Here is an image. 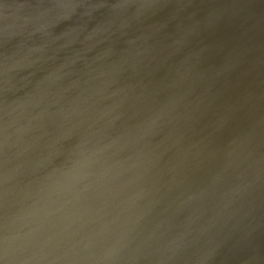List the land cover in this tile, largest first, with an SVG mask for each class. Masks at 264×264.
<instances>
[{
	"label": "water",
	"instance_id": "95a60500",
	"mask_svg": "<svg viewBox=\"0 0 264 264\" xmlns=\"http://www.w3.org/2000/svg\"><path fill=\"white\" fill-rule=\"evenodd\" d=\"M211 1H191L187 16L176 15L183 0L167 1V14L132 20L149 45L160 42L166 15L174 28L190 26L182 42L207 53H187L169 68L162 52L145 65L135 62L124 21L136 11L132 6L122 14L123 2L108 8L103 0H50L43 23L53 31L35 63L17 74L16 59L0 57V264H31L22 259L34 224L40 229L63 219L54 241L58 250L67 249L65 226L82 239L104 226L101 217L109 224L117 220L118 228L134 227L144 204L167 210L166 240L147 252L131 245L104 264H264V232L254 229L251 236L246 223L223 220L235 211L248 217L264 211V0H223L213 19L201 12ZM253 1L259 12L252 10ZM170 40L181 46L177 38ZM0 45L9 48L2 40ZM108 47L119 55L109 56ZM190 62L202 67L214 102L226 104L225 113L249 128L243 133L248 138L239 135L229 147L235 155L199 160L184 174L167 171V193L153 185H123L141 182L132 157L146 150L153 158L167 155L159 161L173 160L177 152L184 156L179 149L194 139L202 142L200 131L215 123L216 116L198 121L195 115L201 104L187 88ZM144 73L160 84L157 92L167 95V106L157 105L156 84ZM238 151V164L250 173L239 171V193L223 197L219 189L227 179L217 169L233 165ZM208 160L211 166L204 167ZM179 194L187 197L172 199ZM180 218L185 236L179 235Z\"/></svg>",
	"mask_w": 264,
	"mask_h": 264
},
{
	"label": "bare ground",
	"instance_id": "6f19581e",
	"mask_svg": "<svg viewBox=\"0 0 264 264\" xmlns=\"http://www.w3.org/2000/svg\"><path fill=\"white\" fill-rule=\"evenodd\" d=\"M167 1L175 2L176 0H103L104 5L108 8L119 6L120 2H123L124 4H120L123 6V10L120 11L122 14L124 12H131L129 9L132 6L133 10L136 11L132 17L125 21L123 18H121V20H123L126 25V37L129 41V45L135 49V62L138 63V65L147 64L153 56L161 52L166 56L168 54L167 61L170 63L167 65V68L171 67L178 60L184 59V55L187 53H207V50L203 47L186 46L182 42L184 40L181 36H186V32H188L190 26L185 25L181 28H174L175 26L173 23L167 21V15L165 18L163 17L165 20L164 24L160 25V42L149 45L144 41L141 35L142 32L136 30L137 23H134L132 20L135 19L136 16H139L143 20L149 22L153 16L167 14L162 12L167 7V4H165ZM191 1L198 2L199 0H183L176 15L184 14L187 16L188 10L190 9L189 7L192 6L190 5ZM49 3H51L50 0H7V2L0 0V40L9 46V48L4 49V47L0 45V57L7 55V57L12 56L13 59L15 58L17 67L14 70L17 74L22 73L23 69L35 63L33 57L47 46L44 42L47 35L52 33L53 29L47 27V23L46 25L43 23V16L45 15L43 11ZM222 4L223 0L220 2L212 0L210 4L205 5L201 12L206 17L213 19L212 15L221 9ZM251 4L253 5L254 1L251 2ZM252 8L253 11L259 12L256 5H253ZM223 12L224 11H222V13ZM262 13H264V11ZM235 15L236 12L231 11L229 18L233 17V21L227 20L224 23L230 21L234 23L237 18ZM146 24L147 23H145V25ZM219 36L215 37L218 38ZM172 37L177 38L182 47L178 46L175 41H171L170 38ZM163 41L167 43H163ZM108 48L109 56L116 57L119 55V53H115L112 48ZM177 49L183 54L182 56L176 55L175 52ZM107 50L106 48L105 51L107 52ZM159 64H161L160 61L155 63V68L158 70L160 69ZM174 69L175 68H172L170 71L167 69V71L170 73ZM202 73V67L192 62L189 63L188 69L185 70V76H188L187 88L190 89L192 93H196V104H201L197 111L198 113L195 114L198 121H205L209 116L217 117L213 125H210L213 123L212 121L206 126V129L200 131L203 137L202 142L199 139H194L191 141V144H184L182 147L186 149L179 150L185 151V155L180 156L179 152H177L174 159L170 161H159L158 158L161 152L153 158V153H151L150 150H146L132 157L133 160L130 165L132 168L138 167L139 176L137 178H139L141 182L128 181L123 185L131 186L135 183H141L144 184L146 188L153 185L161 187L160 189L163 190L164 193H167V171L184 174L190 165L193 169H196L197 166L193 163L199 160L208 157L213 158L215 156L226 157L235 155L236 152L230 150L229 147L237 143L236 139L239 135L242 138L244 137L243 135H245V139L248 138L249 133H243L249 130V128L242 122L239 123L232 119L234 116L231 114L225 113L228 108L226 104H220L218 101L214 102L212 92L207 89L202 80L204 78ZM165 76L167 77V74ZM144 77L148 79L153 86L156 84L155 81H153L152 75L144 73ZM165 85L168 87V83ZM157 87H160V84H156L154 87V93L158 99L157 105L164 102L165 106H167V95L165 97L161 92H157ZM139 108H141V106ZM234 112L235 110L231 111V113ZM229 126L233 128V130L228 128ZM200 142L202 144L199 146ZM161 150L162 152L165 151L163 148H161ZM197 154H203V156H198ZM165 156L167 155L162 154L160 158L162 157V159L167 160ZM236 157L238 159H235L233 165L230 166V164H228V166L217 169L222 172L223 178L227 179L226 181L224 180L221 186L222 189H219V192L224 195L223 197H229L232 191L236 194L239 193V180L237 179L239 171L241 175L246 172L250 173L247 167L238 164L242 161L239 159L243 158V153L238 151ZM186 160L189 164L186 163ZM208 161L209 162L203 163L204 167L211 166V160ZM247 162L249 163V161ZM109 183L116 186L114 180L109 181ZM120 183L122 184V182ZM166 195L167 194H165V196L157 195L152 197H166ZM177 196L178 197L173 196L172 199L176 200L179 197H187V195L184 194H179ZM180 198L178 200H180ZM164 202L167 203L165 200ZM87 206L92 209L90 203ZM257 216H259L258 222L256 220ZM236 218L246 223L245 226H247L246 228L249 230V233H253L251 236H256L253 232L254 229H259L261 232H264V211L250 217L246 216L243 211H235L231 215L223 217V220ZM100 219L104 221V226L99 224L95 230L89 231L88 236L83 239L76 236L74 228L65 226L64 234L68 237L69 245L67 249L60 248L59 250V245L55 244L54 239L58 230L62 228L60 224L63 219L47 223L40 229H35L34 224V228L28 233V237L31 239V246L22 261L30 262L31 264H104L109 258L116 257L119 252L129 251L131 245L134 246L136 252H147L152 251L154 246L158 245L159 242L166 240L167 210L158 211L155 208L152 209V206L147 207L146 204L142 205L134 227L118 228L117 220L109 224L103 217ZM201 219L202 217L197 218V220ZM177 221L179 226L178 230L180 231L179 235L185 236L186 234L183 230L185 218H180ZM54 223L55 226H52ZM226 224L228 226H236L234 222H226ZM106 225H108V227H106ZM89 228L93 229V224H91ZM84 234L86 233L84 232ZM35 239H37L39 243V249L35 246ZM102 255L104 256L102 257Z\"/></svg>",
	"mask_w": 264,
	"mask_h": 264
}]
</instances>
